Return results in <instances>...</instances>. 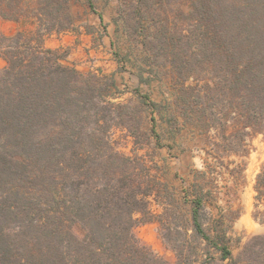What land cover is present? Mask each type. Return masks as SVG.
<instances>
[{"label": "trees", "instance_id": "16d2710c", "mask_svg": "<svg viewBox=\"0 0 264 264\" xmlns=\"http://www.w3.org/2000/svg\"><path fill=\"white\" fill-rule=\"evenodd\" d=\"M73 1L0 0V20L22 27L0 35V264H170L134 235L159 218L150 200L161 183L139 141L141 105L157 107L145 96L140 106L118 101L114 80L69 67L68 50L46 46L76 30ZM146 3L120 18L129 37L142 38L149 71L172 75L204 127L232 129L239 142L264 134V0H191L172 23ZM190 80L197 84L186 87ZM118 130L134 139L130 154ZM254 188V217L264 222V164ZM192 205L194 234L222 261L264 264V235L234 259L225 235L207 233L202 200Z\"/></svg>", "mask_w": 264, "mask_h": 264}, {"label": "rangeland", "instance_id": "374dc122", "mask_svg": "<svg viewBox=\"0 0 264 264\" xmlns=\"http://www.w3.org/2000/svg\"><path fill=\"white\" fill-rule=\"evenodd\" d=\"M138 2L74 0L71 11L76 30L48 36L46 46L68 50L65 65L114 80L116 87L111 92L120 96L118 101L140 106L141 96H145L157 107L153 110L141 105L139 141L144 144L141 154L155 165L161 183L157 195L150 200L159 218L135 227L137 239L170 264H230L231 259L222 261L220 251L194 234L192 202L202 200L207 233L213 238L219 233L225 235L234 259L250 239L264 235V222L254 217V187L264 164V134L247 136L243 142L233 141L234 130L225 132L220 126L208 129L183 107L182 87L163 68L154 66L158 74L151 73L145 61L147 55L136 42L142 38L129 37L125 31L121 11H131ZM146 2V8L170 23L174 11L187 13L191 5V0ZM134 23L132 20L130 24ZM14 26L0 20V35H10ZM6 65L0 57V70ZM196 84L190 80L186 87ZM152 119L155 135L151 132ZM114 138L125 153L130 154L135 147L127 132L118 130ZM75 232L80 238L85 236L80 225Z\"/></svg>", "mask_w": 264, "mask_h": 264}, {"label": "crops", "instance_id": "0c3cea01", "mask_svg": "<svg viewBox=\"0 0 264 264\" xmlns=\"http://www.w3.org/2000/svg\"><path fill=\"white\" fill-rule=\"evenodd\" d=\"M11 23H14V24H15V26L13 27V30L9 33L10 35H13V34H15V33L17 32V29H18L21 25L18 24V23H15V22H11ZM10 35H8V36H10Z\"/></svg>", "mask_w": 264, "mask_h": 264}]
</instances>
